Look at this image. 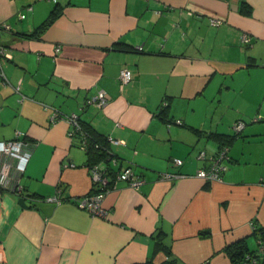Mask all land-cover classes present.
Instances as JSON below:
<instances>
[{
	"label": "crops",
	"instance_id": "crops-1",
	"mask_svg": "<svg viewBox=\"0 0 264 264\" xmlns=\"http://www.w3.org/2000/svg\"><path fill=\"white\" fill-rule=\"evenodd\" d=\"M0 47V141L32 146L27 206L0 186V264H161L163 247L181 264H231L225 246L264 225V0H0ZM70 114L122 140L113 170L143 179L109 189L105 215L77 204L94 190ZM238 119L221 180L197 177L198 153L218 151L212 134Z\"/></svg>",
	"mask_w": 264,
	"mask_h": 264
},
{
	"label": "built area",
	"instance_id": "built-area-1",
	"mask_svg": "<svg viewBox=\"0 0 264 264\" xmlns=\"http://www.w3.org/2000/svg\"><path fill=\"white\" fill-rule=\"evenodd\" d=\"M56 1V0H53ZM24 17L23 14L20 15ZM221 20L217 17L210 18L211 25H218ZM4 28H8V25H3ZM240 40L243 44L250 42V37L246 33H242ZM60 47L55 48L59 51ZM5 55L3 48L0 47V62L2 56ZM131 79V71L128 67H122L119 72L120 86H124ZM108 101V95L103 90H99L92 102L97 107H103ZM166 105V101L162 102V106ZM60 117L58 112L53 113V119ZM71 125L70 135H78V146L85 151L87 147V136L83 133L79 122V116L77 114H70L65 117ZM255 117L253 120H257ZM244 123L241 120H236L232 124L234 132H239L243 129ZM19 135V134H18ZM109 144L116 146L124 143L120 139L108 137ZM31 144H26L19 136L7 141H0V186H8L16 195L24 197L23 187L19 182V176L23 172L26 163L31 154ZM111 149V148H110ZM204 163L196 170L195 175L206 181H220L222 172L227 168L226 162L230 159L228 154V148L223 147L215 153L206 156L204 151H200L197 155ZM108 162L111 166L117 163L118 158L116 154L110 150L108 156ZM174 165L178 166L182 163V160L177 158L173 159ZM111 166L107 163H97L92 166H87L89 171L91 185L94 192L83 195L77 204L88 210L92 215H105L106 211L101 205V200L104 194L115 187L118 181H126L128 185L134 189H137L142 183L143 179L134 172L130 166L124 167L122 170H118L111 174ZM183 174L176 173L174 171H164L159 173V177L162 179L171 180L173 178L182 177ZM7 184V185H6ZM51 200L58 201L56 196L50 197ZM264 250V245L261 246Z\"/></svg>",
	"mask_w": 264,
	"mask_h": 264
},
{
	"label": "trees",
	"instance_id": "trees-1",
	"mask_svg": "<svg viewBox=\"0 0 264 264\" xmlns=\"http://www.w3.org/2000/svg\"><path fill=\"white\" fill-rule=\"evenodd\" d=\"M243 8L246 6L244 3L242 4ZM59 14V11L53 10L47 16V18L36 28V32L43 31L51 22L52 20ZM165 106L161 105L160 114H164ZM258 119L252 121H259L262 119L260 115L256 116ZM240 120V119H238ZM242 121V120H241ZM79 122L81 125V129L83 133L87 136V147L85 155L87 157L86 166H92L97 163H107L111 166L108 162V156L110 154V144L107 140L108 137L101 135L98 133L93 127H91L88 123L80 120ZM243 122V121H242ZM244 123V122H243ZM245 126V123H244ZM193 131L197 132V129L190 127ZM244 128V127H243ZM242 131V130H241ZM234 132L231 135L226 134H212L213 138L217 140L221 147H227L232 143V141L240 135V132ZM117 157V155H116ZM111 166V174L114 173ZM249 237H252L255 242L256 246L251 247L249 244ZM264 245V225L257 223V221H253L251 233L248 237H241L236 239L235 241L227 244L224 248L225 253L229 257L231 264H264V250L261 249V246ZM161 246V243H160ZM165 250V254L167 258L161 264H181L177 261V259L171 254L169 248L163 247Z\"/></svg>",
	"mask_w": 264,
	"mask_h": 264
},
{
	"label": "water",
	"instance_id": "water-1",
	"mask_svg": "<svg viewBox=\"0 0 264 264\" xmlns=\"http://www.w3.org/2000/svg\"><path fill=\"white\" fill-rule=\"evenodd\" d=\"M17 202H18L21 206H23V207H26V206H27L24 197H19L18 200H17Z\"/></svg>",
	"mask_w": 264,
	"mask_h": 264
},
{
	"label": "rangeland",
	"instance_id": "rangeland-1",
	"mask_svg": "<svg viewBox=\"0 0 264 264\" xmlns=\"http://www.w3.org/2000/svg\"><path fill=\"white\" fill-rule=\"evenodd\" d=\"M253 123H258V122H253ZM259 123H264V122H259ZM259 123H258V124H259ZM249 125H250V124H249ZM251 125H252V123H251ZM242 131H243V129H242ZM242 131L240 132V135H242ZM259 135L264 136V134H259ZM241 138H242V139H247L246 136H242Z\"/></svg>",
	"mask_w": 264,
	"mask_h": 264
}]
</instances>
